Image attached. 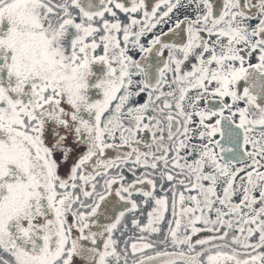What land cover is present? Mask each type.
I'll return each mask as SVG.
<instances>
[{"label": "snow or ice", "instance_id": "6c2138e0", "mask_svg": "<svg viewBox=\"0 0 264 264\" xmlns=\"http://www.w3.org/2000/svg\"><path fill=\"white\" fill-rule=\"evenodd\" d=\"M0 264H264V0H0Z\"/></svg>", "mask_w": 264, "mask_h": 264}, {"label": "flooded vegetation", "instance_id": "af4514ba", "mask_svg": "<svg viewBox=\"0 0 264 264\" xmlns=\"http://www.w3.org/2000/svg\"><path fill=\"white\" fill-rule=\"evenodd\" d=\"M258 194V193H257Z\"/></svg>", "mask_w": 264, "mask_h": 264}]
</instances>
